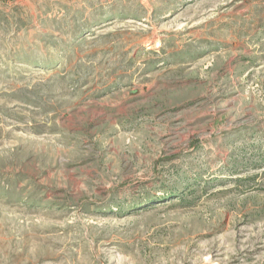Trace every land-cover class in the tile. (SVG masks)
<instances>
[{"label":"rangeland","instance_id":"obj_1","mask_svg":"<svg viewBox=\"0 0 264 264\" xmlns=\"http://www.w3.org/2000/svg\"><path fill=\"white\" fill-rule=\"evenodd\" d=\"M0 264H264V0H0Z\"/></svg>","mask_w":264,"mask_h":264}]
</instances>
